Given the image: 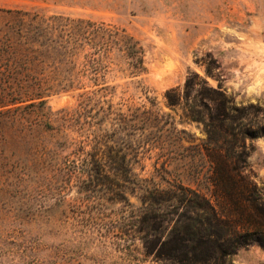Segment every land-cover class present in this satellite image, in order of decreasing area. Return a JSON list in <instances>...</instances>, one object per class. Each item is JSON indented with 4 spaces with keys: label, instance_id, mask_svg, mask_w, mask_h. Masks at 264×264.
Segmentation results:
<instances>
[{
    "label": "rangeland",
    "instance_id": "rangeland-1",
    "mask_svg": "<svg viewBox=\"0 0 264 264\" xmlns=\"http://www.w3.org/2000/svg\"><path fill=\"white\" fill-rule=\"evenodd\" d=\"M0 8H36L124 28L145 48L148 69L136 78L124 65L112 66L106 81L116 90L105 100L114 114L104 120L96 157L79 155L94 153L88 138L99 109L92 104L94 109L77 112L79 91L46 98L52 130L30 135L34 142L28 144H0V165L21 173L0 171V264H157L142 254L139 225L125 237L109 220L130 204L140 207L139 194L120 195L124 185L134 187L123 179L122 165L123 155L133 165L137 146L141 163L134 166L142 177L212 197L204 126L184 119L183 110L165 98L192 72L234 98L227 145L252 197L264 205V0H0ZM208 64L215 77L206 74ZM120 108L137 126L127 135L119 126ZM145 109L156 114L143 115ZM101 119L97 115L95 122ZM212 201L250 232L261 227L264 238V213L241 215L222 195ZM226 264H264V246L241 248Z\"/></svg>",
    "mask_w": 264,
    "mask_h": 264
},
{
    "label": "trees",
    "instance_id": "trees-1",
    "mask_svg": "<svg viewBox=\"0 0 264 264\" xmlns=\"http://www.w3.org/2000/svg\"><path fill=\"white\" fill-rule=\"evenodd\" d=\"M145 57L140 41L124 28L82 17L48 15L36 8H0V144H28L34 142L30 135L52 130L55 120L46 98L79 91L77 112H88L94 104L99 107L97 115L102 117L99 122H95L97 115L93 117L88 138L94 153L79 155L82 160L96 157L105 137L104 120L114 114L113 106L105 99L115 92L116 86L107 83V75L113 65H124L123 70L138 78L148 71ZM214 69L208 64L206 74L215 77ZM138 84L142 86V80ZM165 98L170 107L183 110L184 119L204 126L208 136L204 148L214 187L212 197L219 199L222 195L241 215L252 210L264 213V205L252 197L243 167L234 164L235 150L227 145L234 98L221 84L214 88L196 72L188 76L183 88L168 90ZM118 111L119 126L125 134L136 130L137 126L125 119L123 110ZM142 114L156 112L145 109ZM66 141L69 145L77 142ZM140 154L137 146L133 165L123 155V179L134 181V187L124 185L120 192L123 197L139 194L140 207L134 209L129 203V209L124 207L109 223L119 225L125 237L139 225L136 232L145 257H152L157 264H226L241 248L256 242L264 246L261 227L250 232L229 212H219L212 197L199 188L182 183H153L142 177L134 166L141 163ZM2 170L12 177L21 175L6 164L0 165Z\"/></svg>",
    "mask_w": 264,
    "mask_h": 264
}]
</instances>
